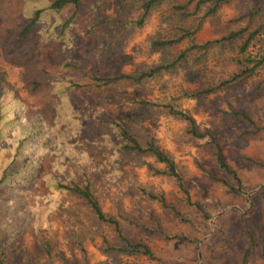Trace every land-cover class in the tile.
I'll list each match as a JSON object with an SVG mask.
<instances>
[{
    "label": "rangeland",
    "instance_id": "1",
    "mask_svg": "<svg viewBox=\"0 0 264 264\" xmlns=\"http://www.w3.org/2000/svg\"><path fill=\"white\" fill-rule=\"evenodd\" d=\"M122 1L105 0L99 9L101 18L114 17L116 7ZM186 1L170 0L169 4L155 10L147 23L136 31H130L117 20L111 30L120 36L118 39L110 37L115 43L107 55L98 49V43H105L101 36L103 28L99 34L85 37L81 32L84 24L76 26L71 45L45 41L35 34L26 45L31 47L37 43L38 59L29 71L36 67L44 70L46 77H64L71 73L63 66L64 61H69L80 66L73 75L86 82L90 71L99 74L127 72L138 63L155 62L159 54L148 50L147 39L178 25L171 6ZM91 4L92 0H83L81 16L91 12ZM192 6L193 2L187 9L191 10ZM262 6L263 0H232L213 18H205L196 33L197 42L219 38L240 27H248V31L257 28L264 23ZM259 7L260 12L249 19V13ZM22 9V0H0V90L6 93L5 99L11 91L21 99L27 122L42 120L48 129L56 126L63 130L66 124L55 108L59 100L48 89L31 92L25 86V80L32 72L29 74L25 66L9 61V35L21 28ZM126 11L128 18L134 13L133 9ZM190 19L187 25H190ZM241 44L238 40L231 47L216 48L200 64L184 62L176 72L138 85L96 91L85 89L68 95L74 119L84 123V113L96 112L119 118L125 124H142L173 156L182 188L173 178L150 176L142 166L128 165L129 170L122 177L113 173L107 179L106 173L99 171L97 174L103 211L121 220L131 240L147 244L153 258L142 254L115 256L105 253L102 237L112 242L108 230L85 221L74 199L48 193L44 185L46 178L62 164L63 158H67L65 143L61 141V145L55 143L45 152L33 150L24 158V166L31 167L26 187L0 188V209L3 204L15 201L19 204L12 212H23L28 220L23 232L2 239L7 263L240 264L241 251L247 246V231L264 236V130L247 133L251 126L233 116L232 111L244 109L257 125L264 124L260 119L264 107V67H256L264 54V33L251 40L245 50L240 49ZM185 46L182 43L180 47ZM219 80L228 81L229 86L201 99L180 96L181 90L192 92L205 82ZM135 98L175 104L192 115L197 131L206 136L191 139L185 132V122L134 105L131 101ZM73 132H78L77 128H73ZM207 135H212L218 142L223 157L242 179L244 188L241 192L209 178L211 175L233 182L231 176L217 167L213 144ZM66 140L74 143L72 135ZM133 181L163 191L167 204L179 215L138 194L132 187ZM2 219L12 221L11 216ZM74 235L81 241L85 256L74 242ZM45 240L53 247L50 262H47L41 245ZM251 262L259 264L258 251H253Z\"/></svg>",
    "mask_w": 264,
    "mask_h": 264
},
{
    "label": "trees",
    "instance_id": "2",
    "mask_svg": "<svg viewBox=\"0 0 264 264\" xmlns=\"http://www.w3.org/2000/svg\"><path fill=\"white\" fill-rule=\"evenodd\" d=\"M231 1L187 0L184 4L171 6L176 12L178 25L147 39L148 50L159 54L157 61L138 63L127 72L99 74L90 71L87 81L84 82L73 75L80 66L69 61H64L63 66L71 73L64 77H46L43 74L44 70L36 67L33 71H29L38 59L37 43L31 47L26 45L31 42L35 34L41 35L45 41L71 45L74 28L84 24L81 32L85 37H91L103 28L101 36L105 38V43H98V49L107 55L110 54L115 43L110 37L118 39L120 36L111 30L117 20H120L130 31H136L147 23L155 10L169 4L170 0H123L117 5L115 16L108 18H101L102 15L99 13L105 0H92L91 12L84 16L80 14L83 0H22L24 19L21 28L9 35L11 41L7 52L9 61L25 66L29 74L32 72L25 80V86L31 92L48 89L55 95L59 100V105H55V108L66 127L63 130H58L56 126L48 129L42 120L27 122L22 112L25 105L21 99L13 91L9 92L5 99L6 93L0 90V188L26 187L31 167L24 166V158L33 150L45 152L49 146L55 143L61 145L63 141L67 158H63L62 164L57 165L55 171L46 178L44 185L48 193L55 196L61 194L74 199L81 208L85 221L108 230L112 242L102 237L105 253L115 256L142 254L150 259L153 258V252L147 244L131 240L121 220L103 211L97 174L99 171L106 173L107 179L110 178L108 175L113 173L122 177L127 174L128 165L142 166L150 176L165 175L175 179L182 188L181 175L173 156L160 146L156 138L142 124H125L119 118L96 112L91 115L84 113L86 118L84 123L78 118L74 119L72 117L74 111L68 95L85 89L96 91L138 85L164 74L174 73L184 62L191 61V65L200 64L206 61L209 53L216 48L231 47L238 40L242 41L240 49L245 50L251 40L264 33V23L251 31H248V27L230 30L219 38L203 43L197 42L196 39V33L201 29L205 18H213L223 5ZM192 2L191 10L187 9ZM130 9H133L134 13L128 18L126 10ZM260 10V7L253 9L249 13V19ZM189 19L190 25H187ZM182 43L186 44L184 48L180 47ZM258 66L264 67V54L256 62V67ZM228 84L226 80L205 82L192 92L181 90L180 96L201 99L215 90L229 86ZM131 102L185 122V132L193 140L206 136L197 131L192 115L175 104L145 98H135ZM232 114L251 126L247 133L255 134L264 130V124L257 125L244 109L234 110ZM260 119L264 122V107L260 111ZM73 128H77L78 132H73ZM70 135L74 143L66 140ZM207 136L208 141L213 144V157L217 167L231 176L233 182L229 183L225 179L211 175L209 178L221 182L230 190L241 192L244 188L242 179L223 157L218 142L212 135ZM156 164H160L161 167ZM132 187L138 194L155 201L164 209L171 208L176 215H179L174 207L167 204L163 191L145 187L135 181L132 182ZM17 204L19 203L15 201L9 205L5 203L0 209V264H8L3 237L8 235L13 238L28 226L25 213L12 212ZM4 216H11L12 221H4L2 219ZM73 240L85 256V249L76 235ZM246 244L247 246L241 251L240 264H252L253 251H258L259 264H264V236H256L248 230ZM41 245L48 257L47 262H50L53 256L52 245L48 240L43 241Z\"/></svg>",
    "mask_w": 264,
    "mask_h": 264
}]
</instances>
